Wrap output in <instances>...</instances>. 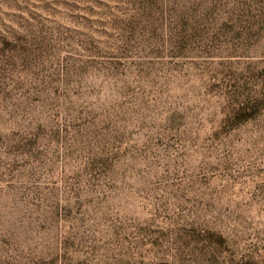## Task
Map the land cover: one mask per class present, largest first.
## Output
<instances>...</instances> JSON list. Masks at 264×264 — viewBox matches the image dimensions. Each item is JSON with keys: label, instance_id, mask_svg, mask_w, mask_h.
Returning <instances> with one entry per match:
<instances>
[{"label": "rangeland", "instance_id": "374dc122", "mask_svg": "<svg viewBox=\"0 0 264 264\" xmlns=\"http://www.w3.org/2000/svg\"><path fill=\"white\" fill-rule=\"evenodd\" d=\"M0 264H264V0H0Z\"/></svg>", "mask_w": 264, "mask_h": 264}, {"label": "trees", "instance_id": "16d2710c", "mask_svg": "<svg viewBox=\"0 0 264 264\" xmlns=\"http://www.w3.org/2000/svg\"><path fill=\"white\" fill-rule=\"evenodd\" d=\"M243 114H245V110L244 109H240L239 112L236 113V116L238 118H240Z\"/></svg>", "mask_w": 264, "mask_h": 264}]
</instances>
